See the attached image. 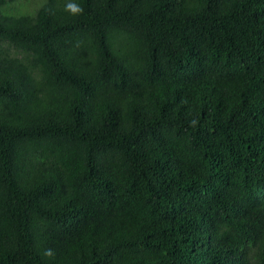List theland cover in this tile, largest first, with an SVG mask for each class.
Returning a JSON list of instances; mask_svg holds the SVG:
<instances>
[{"label":"trees","instance_id":"1","mask_svg":"<svg viewBox=\"0 0 264 264\" xmlns=\"http://www.w3.org/2000/svg\"><path fill=\"white\" fill-rule=\"evenodd\" d=\"M40 2L0 0V264H264V0Z\"/></svg>","mask_w":264,"mask_h":264},{"label":"rangeland","instance_id":"2","mask_svg":"<svg viewBox=\"0 0 264 264\" xmlns=\"http://www.w3.org/2000/svg\"><path fill=\"white\" fill-rule=\"evenodd\" d=\"M18 4L16 7H9V13L15 15V14H25V10H33L35 6L38 5V2L41 0H21L19 3V0H16ZM41 3V2H40ZM37 8V7H36Z\"/></svg>","mask_w":264,"mask_h":264},{"label":"clouds","instance_id":"3","mask_svg":"<svg viewBox=\"0 0 264 264\" xmlns=\"http://www.w3.org/2000/svg\"><path fill=\"white\" fill-rule=\"evenodd\" d=\"M68 8L71 10V12L73 14H78L80 12L83 11L82 8H80L79 6H76V5H68ZM47 255H51V252L49 251L48 253H46Z\"/></svg>","mask_w":264,"mask_h":264}]
</instances>
